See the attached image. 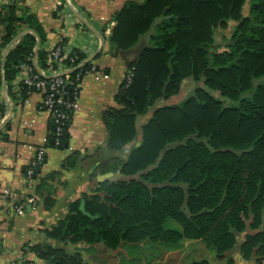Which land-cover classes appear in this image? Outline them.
Here are the masks:
<instances>
[{
	"label": "trees",
	"instance_id": "1",
	"mask_svg": "<svg viewBox=\"0 0 264 264\" xmlns=\"http://www.w3.org/2000/svg\"><path fill=\"white\" fill-rule=\"evenodd\" d=\"M0 17L9 24L2 47L27 30L39 37L41 46L47 41L38 18L27 10L13 5ZM112 20L116 23L111 35L115 57L149 38L129 65L134 78L127 89L123 83L116 96L119 108L105 114L111 149L122 151L138 139L140 144L122 164V179L105 180L93 195L84 197L86 211L96 219L80 211L82 200H78L63 222L46 231L47 236L60 239L69 223L62 241L74 246L102 244L108 251H116L124 243H144L178 249L185 242L201 241L216 253L218 264H234L235 252L246 259L255 256L256 264H261L264 0L130 1ZM230 22L237 25L220 50L216 30H227ZM35 35H24L4 62L0 60V86L5 82L11 90L10 83L23 65L35 68ZM77 57L76 64L84 58L82 54ZM38 60L43 71L57 69L59 64L72 65L69 59L53 62L42 48ZM187 79L203 81L207 89L197 87L187 99L174 104L173 98L180 95ZM209 91L219 92L224 100ZM20 94L22 99L28 98L24 84ZM148 111H153L152 117L139 131L137 118ZM70 124L61 145L57 147L50 137V147H67ZM75 156L69 167L75 166ZM56 176L46 178L36 187L37 192ZM55 203L52 190L45 198L46 208L52 209ZM169 221L180 228L168 227ZM23 252L45 263L53 259L57 264H87L80 253L70 255L41 244H27Z\"/></svg>",
	"mask_w": 264,
	"mask_h": 264
},
{
	"label": "crops",
	"instance_id": "2",
	"mask_svg": "<svg viewBox=\"0 0 264 264\" xmlns=\"http://www.w3.org/2000/svg\"><path fill=\"white\" fill-rule=\"evenodd\" d=\"M130 1L142 3L145 0H0V14H6L10 6L16 5L36 15L46 32L47 41L42 46L41 43L37 44L35 50L33 65L37 71L48 77L61 76L68 71L69 66L59 63L57 69L43 71L40 68V48L50 56V52L60 44H64L69 53L82 54L83 64L90 63L97 68L96 73L86 76L81 83L80 109L73 115L65 149L45 144V140L52 135V121L48 114H38L43 93L34 91L26 100L21 97L20 86L27 73L25 65L10 83L11 90L5 82L0 86V106L3 107V113L0 114V264H14L25 260L34 261L35 264H48L37 259L34 254H25L23 248L27 244L64 249L70 255L80 253L87 264H104L105 259L110 261L109 264H135L132 247L141 245L144 250L147 249L144 243H124L116 251H108L102 244L74 246L68 241L63 242V237L53 239L46 234L47 230H52L66 219L73 203L85 200L86 195H93L100 187L99 183L122 179L123 176L115 171V167L126 162L132 148L140 144L138 139L122 151L111 149L110 131L105 123V114L112 108H119L116 96L130 73L129 65L137 60L141 50L149 42V38L145 37L136 48L127 53L118 57L111 53V35L116 26L112 27V18ZM7 27L0 17L2 62L9 46L2 47ZM35 36L38 41L39 37ZM176 98L178 96L172 101ZM152 114L153 111H148L138 116L136 126L139 131L148 123ZM44 146L47 150L45 161L35 179L34 190L30 191L26 172L38 149ZM74 156L76 164L69 167V161ZM53 174H57L55 179L49 181L39 194L36 187ZM52 190L56 203L49 210L46 208L45 198ZM31 196L37 199V205L28 202ZM22 204L25 209L17 214L15 206ZM197 243L202 242H188L185 247ZM171 257L168 253L158 263L171 264ZM182 257H175L172 264H184L185 258ZM201 260L218 264L216 253L214 258ZM234 264H256V257L246 259L235 252Z\"/></svg>",
	"mask_w": 264,
	"mask_h": 264
},
{
	"label": "built area",
	"instance_id": "3",
	"mask_svg": "<svg viewBox=\"0 0 264 264\" xmlns=\"http://www.w3.org/2000/svg\"><path fill=\"white\" fill-rule=\"evenodd\" d=\"M112 27L116 25L115 22L111 23ZM111 32V28L109 29ZM18 41L10 44L5 51L7 55L17 44ZM51 60L59 63L60 60L69 59L71 66L68 71L61 76L48 77L42 72L35 70L31 66L26 67V77L23 84L28 88L29 94L34 91H41L43 93V100L38 107V114H48L52 121V135L55 145L59 147L62 142L63 135L65 134L67 125L72 121L73 115L80 109L79 98L81 93V83L83 79L91 74L97 72L95 66L86 67L83 62L76 64L78 60L77 55L69 53L64 44H60L50 52ZM134 75L130 72L127 75L123 89L129 88L133 82ZM50 138L45 140V144L49 143ZM46 147H40L36 156L31 161L27 169V180L29 182L28 188L33 191L35 188V171L44 163L46 157ZM28 202L32 205H37L38 201L34 196L28 198ZM25 206H15L17 214H21ZM14 264H18L17 262ZM22 264V262H20ZM261 264H264L262 262Z\"/></svg>",
	"mask_w": 264,
	"mask_h": 264
},
{
	"label": "rangeland",
	"instance_id": "4",
	"mask_svg": "<svg viewBox=\"0 0 264 264\" xmlns=\"http://www.w3.org/2000/svg\"><path fill=\"white\" fill-rule=\"evenodd\" d=\"M245 12H247V8L245 9ZM237 23L236 22H230V27L227 30H223V29H217L216 30V34H215V39L217 41V44L220 48V50H223V48L226 46V39L230 38L234 32V29L236 27ZM197 87H203L205 89H207V87L204 85V82H196L193 79H187L184 84H183V89L181 94L178 96V98H176V100L172 101L173 103H180L182 101H184L185 99H187L191 93L197 88ZM212 95H214L215 97L224 100V98L220 95L219 92L216 91H209ZM229 102V101H227ZM122 164L117 165L115 167V171H119L121 168ZM168 227L170 228H176L179 229L180 226L174 222V221H169L168 223ZM188 242H185L184 244H186ZM141 245H136L135 247H132V251L131 253L133 254V257L135 259V264H159V261H162V259H164L165 257H167L168 253L169 256L171 258H169L170 263L172 264V261L174 262V258H181V256H183L185 258L184 260V264L186 263H191L193 261H199L201 259H209L210 257H215V252L212 250H209L204 243H197L195 245H190L189 247H185V245L182 248H166L165 246H147L145 245V247L147 249L144 250L143 246ZM202 246V247H201ZM181 250V252H180ZM190 250V252H188ZM143 251H149L147 253L143 252ZM175 251H179L180 253H172ZM121 253V252H120ZM173 254V255H172ZM119 255V254H118ZM122 255V253H121ZM182 257V259H183ZM141 261H140V260ZM104 264H109L110 261L109 260H103Z\"/></svg>",
	"mask_w": 264,
	"mask_h": 264
},
{
	"label": "water",
	"instance_id": "5",
	"mask_svg": "<svg viewBox=\"0 0 264 264\" xmlns=\"http://www.w3.org/2000/svg\"><path fill=\"white\" fill-rule=\"evenodd\" d=\"M8 25H9V24H7V26H8ZM28 33L35 34V33H34L33 31H31V30H27V31H25L23 34H21L20 36H18V37L16 38L15 41H18L20 38H22L24 35H26V34H28ZM15 41H14V42H15ZM39 44H40V40L38 39V45H39ZM151 102H152V96L149 95V98H148V104L150 105ZM80 211H81L85 216L90 217V218H92V219H96V217H93L91 214H89V213L86 211V201H85V200H82V201H81ZM68 224H69V223H68ZM68 224H67V227L64 229V232H63V236H62V237H64L65 234H66V231H67V229H68ZM48 264H56V263H55L54 260L52 259V260H50V261L48 262Z\"/></svg>",
	"mask_w": 264,
	"mask_h": 264
}]
</instances>
